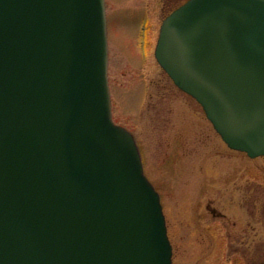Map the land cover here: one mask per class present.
Wrapping results in <instances>:
<instances>
[{
    "label": "water",
    "instance_id": "obj_1",
    "mask_svg": "<svg viewBox=\"0 0 264 264\" xmlns=\"http://www.w3.org/2000/svg\"><path fill=\"white\" fill-rule=\"evenodd\" d=\"M153 56L229 149L264 156V0H187ZM107 69L104 0H0V264H172Z\"/></svg>",
    "mask_w": 264,
    "mask_h": 264
},
{
    "label": "rangeland",
    "instance_id": "obj_2",
    "mask_svg": "<svg viewBox=\"0 0 264 264\" xmlns=\"http://www.w3.org/2000/svg\"><path fill=\"white\" fill-rule=\"evenodd\" d=\"M173 1L105 0L111 118L133 139L144 175L159 195L172 264H217L214 248H225L222 235L230 226L224 223L225 230L215 233L219 224L204 206L213 201L237 228L255 230L250 248L263 240L264 222L260 218V227L257 221L264 209V157L229 149L200 106L156 63L160 23L186 0ZM202 226L207 234L199 232Z\"/></svg>",
    "mask_w": 264,
    "mask_h": 264
},
{
    "label": "flooded vegetation",
    "instance_id": "obj_3",
    "mask_svg": "<svg viewBox=\"0 0 264 264\" xmlns=\"http://www.w3.org/2000/svg\"><path fill=\"white\" fill-rule=\"evenodd\" d=\"M180 1L181 0L178 1L174 0L173 4L175 2H180ZM204 210H205L204 212L213 220L214 223L219 224V228L218 230H216L215 233H219V231L225 230V227L223 225L224 223L230 226V228L226 229L222 235V237L226 239L225 248L222 247L214 248L215 255L218 254L217 264H264V230L261 233V236L263 235L262 236L263 240H259V242L255 243L254 246L250 248L248 238H250V233H255V230H248L245 232L244 227L237 228L236 221L233 219V217L232 216L227 217L222 212V209L220 208L219 204L215 205L213 201L212 202L207 201L204 206ZM262 213L263 216L259 215V219L262 218L264 222L263 208L262 210H260V214ZM262 219H260V221H257L260 227H263L261 224ZM197 223L199 224V220L197 221ZM246 226L250 228V221L247 222ZM205 229L206 227L204 226L201 230H199V232L204 233L206 231ZM213 236H217V234H213ZM223 260H225L226 263H221Z\"/></svg>",
    "mask_w": 264,
    "mask_h": 264
},
{
    "label": "bare ground",
    "instance_id": "obj_4",
    "mask_svg": "<svg viewBox=\"0 0 264 264\" xmlns=\"http://www.w3.org/2000/svg\"><path fill=\"white\" fill-rule=\"evenodd\" d=\"M235 152H238V151H235ZM238 153H240V152H238ZM173 185V184H172Z\"/></svg>",
    "mask_w": 264,
    "mask_h": 264
}]
</instances>
